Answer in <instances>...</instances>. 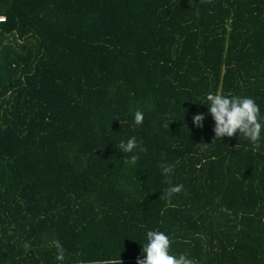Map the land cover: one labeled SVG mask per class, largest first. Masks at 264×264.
<instances>
[{"label": "trees", "instance_id": "trees-1", "mask_svg": "<svg viewBox=\"0 0 264 264\" xmlns=\"http://www.w3.org/2000/svg\"><path fill=\"white\" fill-rule=\"evenodd\" d=\"M0 16V264H60L55 240L63 264H137L150 230L197 264H264V131L258 151L214 140L206 100L253 98L264 123V0H0Z\"/></svg>", "mask_w": 264, "mask_h": 264}, {"label": "clouds", "instance_id": "clouds-1", "mask_svg": "<svg viewBox=\"0 0 264 264\" xmlns=\"http://www.w3.org/2000/svg\"><path fill=\"white\" fill-rule=\"evenodd\" d=\"M6 17L0 16V23L6 22ZM206 100L209 102L208 113L211 115L215 127L213 129L215 138L220 140L223 137L231 138L234 134L239 133L245 139L249 140L253 145V151L260 149L261 133L264 131V123L261 122L260 109L253 98H241L235 95L214 94L209 92L206 95ZM205 116L197 114L193 117V124L197 128L203 127ZM134 122L137 126L144 122V114L140 110L134 113ZM169 125V124H168ZM168 125L166 127L168 128ZM213 140V141H214ZM203 148H207L208 144H200ZM118 148L124 153H132L128 159V163L135 164L139 161V153L146 152V147L143 146L142 140L138 141L136 136H132L127 142L121 141ZM163 175H170L174 172V165L162 163L160 165ZM170 183V182H169ZM183 185L177 184L170 186L165 190L163 199L171 202V198L175 194L183 191ZM147 243L143 246V259L137 258V264H197V262L180 254L175 256L170 254V238L162 231H148L146 233ZM53 246L56 249L57 261L63 264L65 259V249L60 241H53ZM29 243L24 244L25 249H29ZM96 264H122L120 255L118 258L96 262Z\"/></svg>", "mask_w": 264, "mask_h": 264}]
</instances>
